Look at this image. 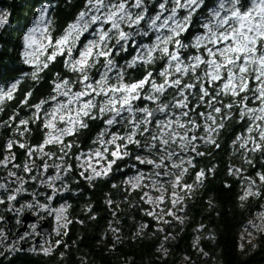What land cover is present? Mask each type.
<instances>
[{"label":"snow or ice","instance_id":"6c2138e0","mask_svg":"<svg viewBox=\"0 0 264 264\" xmlns=\"http://www.w3.org/2000/svg\"><path fill=\"white\" fill-rule=\"evenodd\" d=\"M54 11L48 0L30 25L20 29L19 55L31 71L9 77V84L0 87L3 114L23 81L41 82L58 58L71 74L55 72L49 94L35 104L30 103L34 90L27 91L19 107L30 114L13 110L0 123V132L11 133L5 139L6 154L0 157L5 172L0 177V211L5 213L0 225L9 213L22 217L35 212L41 218L44 213L54 219L55 235L61 239L54 245L48 239L29 250L50 256L61 245L69 249L63 238L73 223L83 225L84 220L72 218L64 194L75 193L73 185L81 180L95 187L96 181L119 171L121 162L127 166L132 161L134 174L111 186L127 196L141 193L140 203L148 205L144 215L156 223L152 236L164 234L157 251L166 259L168 243L175 240L167 229H183L190 219L189 201L216 173V166L197 170V158L222 147L220 136L233 120L244 125L231 142L232 154L242 164L228 168L229 175L243 181L240 206L264 200V0H83L59 34ZM8 24L9 14L0 13V29ZM130 49L131 56L121 63L119 58ZM139 68L145 69L143 76L130 81V71ZM5 71L0 67V81ZM96 121L103 127L91 146L80 150L79 136ZM33 123L43 129L36 144L28 139ZM14 148L24 151L23 163L17 162ZM258 160L260 170L246 175L244 165L255 168ZM106 203L115 205L111 194ZM207 203L214 208L212 199ZM82 211L97 219L92 204ZM249 225L264 235V211ZM37 228L33 223L31 231L12 237L0 227V257L22 252L23 243L39 235ZM149 228V223H141L134 238H144ZM108 231L114 234L110 251H115L124 243L122 230L109 223ZM206 231L203 223L195 229L192 246L201 257L214 255L202 246V240H215L213 233L205 236ZM253 235L247 231L248 237ZM66 256L67 251L60 253L61 260ZM183 260L196 264L190 255Z\"/></svg>","mask_w":264,"mask_h":264},{"label":"trees","instance_id":"16d2710c","mask_svg":"<svg viewBox=\"0 0 264 264\" xmlns=\"http://www.w3.org/2000/svg\"><path fill=\"white\" fill-rule=\"evenodd\" d=\"M83 0H72L70 4L65 0H51V7L55 9L53 12V23L57 29V34L65 26L66 22L70 21L75 12L82 7ZM48 0H0V13L9 14V24L6 30L0 29V67L6 69L5 79L0 81V87H5L9 84V77L15 79L20 77L23 72H30L31 67L23 64L19 55L20 52V29L34 20V13L38 12L42 5L47 6ZM195 31V29H193ZM15 49V51L13 50ZM132 50L122 54L120 62L130 57ZM63 58H58L50 69L44 74V78L39 83H34L30 78L23 81L20 91L17 94L16 100L8 102L5 107L6 111L0 114V123L6 121L13 110H20L21 116L30 114L27 108H20V100L24 98V94L29 90H34V95L30 101L31 104L37 103L40 99L46 98L50 92L51 81L54 78L55 72H61L63 75H71L63 67ZM145 72L144 68H139L134 72L129 73V80L139 79ZM103 127L100 121L92 122L88 130H85L79 136L81 144L80 150H87L91 146L92 140ZM244 130V125L233 120L220 136L222 147L219 150L208 149L213 153L211 156L197 158V170L200 167L209 168L216 166L214 176L209 175L205 186L200 188L195 197L189 201L187 216L190 218L183 226H175L168 228L167 231L175 236V240L168 243L169 255L166 259H161L160 253L157 251L159 243L162 240L163 233L153 237L152 232L156 228L155 221L144 215V210L148 208L147 204L140 203L141 193L136 192L131 196H127L122 188L114 189L112 184H119L127 176L134 174L135 169L130 166L132 161L127 162V166L121 162L119 171H114L108 179L96 181L95 187H91L87 182H81L73 187L75 193H65L64 197L71 203L70 214L73 219L84 220V224L73 223L68 237H64L65 242L71 247L65 249L60 246L56 252L50 256L37 251L29 254L27 246L30 248L39 249L43 246L44 241L52 236V222L49 216H37L33 212L26 211V214L35 218L38 225L39 221H45L48 224V234L34 235L33 242L29 239L23 243L25 246L22 252L15 255H10L6 258L0 257V264H184V256L190 255L196 264H264V235H259L254 241L251 249L240 248V238L243 225L253 216L255 212L263 211L260 205H264V200L253 199L248 205L242 208L239 200V195L242 192V180H238L235 176L228 174L230 165L241 166V159L233 156L231 142L235 135ZM42 127L39 123L31 125V133L29 134V142L36 144L42 140ZM11 135L10 131L5 129L0 132V157L6 154L4 149L5 139ZM21 139L19 137H16ZM13 151L17 154V162L23 163L25 153L19 148H14ZM76 150H74L75 152ZM246 175L254 174L260 170V161H257L255 168H250L244 165ZM5 172L0 170V177L4 176ZM194 179V173L188 177V182L191 183ZM226 185H230L227 187ZM78 193V194H77ZM111 194L115 205L109 207L106 200ZM212 199L214 208L208 207V200ZM131 201V203L127 202ZM63 202V201H60ZM94 206V214L96 220H91L82 210L87 204ZM115 210L116 215H113ZM24 213V214H25ZM0 211V215H4ZM9 220L0 227H5L10 230L12 237H15V232L19 230L23 224H16L17 217L15 213L6 214ZM183 215V213H181ZM149 223L150 228L147 230L148 235L142 239L134 238V232L141 223ZM118 226L122 231L121 235L124 240L123 244H117L115 251H110L114 241V234L108 231V225ZM203 223L207 226L208 233L215 235V240H202V246L206 251L214 253L211 257H201L197 254L196 249L192 246L193 240L198 233L195 232L196 227ZM27 224L26 230L31 231V225ZM39 226V225H38ZM107 234V240H105ZM39 237L37 244L34 240ZM56 239L55 237L53 245ZM246 249V250H245ZM67 251V256L61 260L60 253Z\"/></svg>","mask_w":264,"mask_h":264},{"label":"rangeland","instance_id":"374dc122","mask_svg":"<svg viewBox=\"0 0 264 264\" xmlns=\"http://www.w3.org/2000/svg\"><path fill=\"white\" fill-rule=\"evenodd\" d=\"M28 66H29V65H28ZM29 67H30V66H29ZM260 210H261V209H259L258 212H255V213L253 214V216H252V217H251V218H250V219H249V220L243 225V227H242V231H241L242 233H241V238H240V245H241V244H244V248L251 249V248L253 247V245H254V241L258 238L259 235H261L260 233L255 232V230L252 229V228L250 227V225H249V221L252 220L255 216H257V215L261 212ZM37 211H39V210H37ZM263 211H264V210H263ZM33 213H35V212H33ZM35 214H36V213H35ZM41 215L46 216V214H44V213H41ZM49 218L51 219V222H52V236L48 237L46 240L51 239L52 242H53V240H54L55 237H56V235H55V231H54L56 225H55V221H54V219H53L52 217H50V216H49ZM40 222H42V221H39V222H38V225H39ZM247 231H252V232L254 233V235L251 236V237H248V236H247ZM248 239H251V244L247 243V240H248ZM29 240H30L31 242H33V237H30ZM46 240L44 241L43 245H45ZM29 249H31V247L29 248V247L27 246V252H28L29 254H31L32 251H30ZM245 250H246V249H245Z\"/></svg>","mask_w":264,"mask_h":264},{"label":"water","instance_id":"95a60500","mask_svg":"<svg viewBox=\"0 0 264 264\" xmlns=\"http://www.w3.org/2000/svg\"><path fill=\"white\" fill-rule=\"evenodd\" d=\"M7 220H9V218H7ZM20 220H21V223L23 224V226L19 230H17L15 232V235L17 234V232L25 231L26 227H27V224L35 222V218L30 216L29 214H26V213L21 217ZM48 230H49V227H48V224L45 221H42V222L39 223L37 231L40 234L46 235V234H48ZM38 241H39V237L34 240V243L37 244ZM24 248H25V246L23 245V249Z\"/></svg>","mask_w":264,"mask_h":264}]
</instances>
